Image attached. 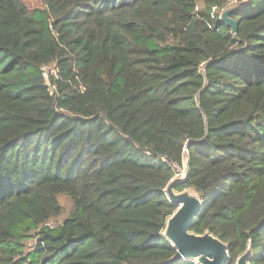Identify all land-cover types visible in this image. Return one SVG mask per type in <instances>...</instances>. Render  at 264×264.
Segmentation results:
<instances>
[{"label":"trees","instance_id":"1","mask_svg":"<svg viewBox=\"0 0 264 264\" xmlns=\"http://www.w3.org/2000/svg\"><path fill=\"white\" fill-rule=\"evenodd\" d=\"M234 1L0 0V264H195L184 164L189 231L264 264V0Z\"/></svg>","mask_w":264,"mask_h":264},{"label":"water","instance_id":"2","mask_svg":"<svg viewBox=\"0 0 264 264\" xmlns=\"http://www.w3.org/2000/svg\"><path fill=\"white\" fill-rule=\"evenodd\" d=\"M230 10L222 12L220 20L236 32V22L230 19ZM184 174L181 179L171 181L165 194L170 203L176 209L167 219L163 237L176 249V254L169 262L192 261L195 264H228L229 255L227 246L219 239L208 233L196 235L189 231V228L201 209V200L198 195L191 190H184L176 193L174 190L176 183H185L186 164H184ZM250 251L247 250L236 260V264H249Z\"/></svg>","mask_w":264,"mask_h":264},{"label":"rangeland","instance_id":"3","mask_svg":"<svg viewBox=\"0 0 264 264\" xmlns=\"http://www.w3.org/2000/svg\"><path fill=\"white\" fill-rule=\"evenodd\" d=\"M25 3H26V5H27L28 8L35 7V6L38 7L39 5H41V0H25ZM234 4H235V1L234 0H230L228 6H232ZM220 14H222V12ZM183 174H184V169L178 170V173L176 174L175 178L172 181H174L176 179H181L182 176H183ZM191 189L192 188L186 187L182 191H184V190H191ZM182 191H180V192H182ZM175 192L176 193H180V192H177V191H175ZM192 192H194V191L192 190ZM58 199H59L60 205L62 206L63 211H62V214L57 219H55V220H53V221H51L49 223V225L51 227H57L63 221V219L66 218V216L70 212L71 203H70L69 199L66 196H59ZM32 243L33 242L30 241L28 243V245H32Z\"/></svg>","mask_w":264,"mask_h":264},{"label":"built area","instance_id":"4","mask_svg":"<svg viewBox=\"0 0 264 264\" xmlns=\"http://www.w3.org/2000/svg\"><path fill=\"white\" fill-rule=\"evenodd\" d=\"M41 72H42V76H43L44 80L46 81V83L48 84V86H51L49 76L56 77L55 65L43 66L41 68Z\"/></svg>","mask_w":264,"mask_h":264}]
</instances>
